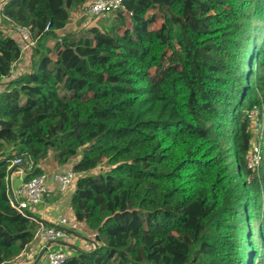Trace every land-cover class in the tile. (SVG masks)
<instances>
[{
	"label": "trees",
	"instance_id": "1",
	"mask_svg": "<svg viewBox=\"0 0 264 264\" xmlns=\"http://www.w3.org/2000/svg\"><path fill=\"white\" fill-rule=\"evenodd\" d=\"M87 1L1 11L36 48L0 92V264L34 234L9 203L12 150L33 166L23 182L80 155L69 206L100 242L63 264H264V0H124L109 24L66 30ZM20 54L0 31V76Z\"/></svg>",
	"mask_w": 264,
	"mask_h": 264
},
{
	"label": "built area",
	"instance_id": "2",
	"mask_svg": "<svg viewBox=\"0 0 264 264\" xmlns=\"http://www.w3.org/2000/svg\"><path fill=\"white\" fill-rule=\"evenodd\" d=\"M8 1L9 0H0V31L13 38L18 44L21 53L19 61L31 65V59L36 48V39L33 38L30 28L10 23L4 15H2L1 11ZM123 1L124 0L87 1L86 4L78 10L76 15L70 16L65 28L66 30L73 31L91 27L100 28L101 23L108 19L111 14L123 9ZM131 15V13L127 15V26L130 23ZM4 21H6V23H4ZM79 23L81 24L77 28ZM14 66L11 68L9 77L0 76L1 85H5V83L14 79L17 75H21V71L19 74L14 75ZM27 69L28 68H26L25 71ZM253 114L256 116L255 110L251 113V118H253ZM22 158L23 155L15 156V154H13L9 157L10 160H8L9 164L6 170L5 181L9 203L21 216L27 218L34 224L32 242L40 244L46 264H63L72 255L66 248L62 247V242L69 238L67 232L64 230L67 221L64 218H59L55 223L48 224L34 215L35 208L44 202L45 195L50 192L49 187L51 183L49 182L48 174L43 173L39 177L28 182H22V185L16 190L12 187V176L15 171L19 170L23 161ZM257 159L258 158H255L256 162ZM28 165L30 171L33 166L30 162H28ZM19 171H21V169ZM80 176L81 175L75 173L73 169L70 168L64 171L53 172L51 181L56 185V190L60 194H65L76 185ZM22 258L25 260L29 259V254H26L24 250L14 259L17 260ZM11 262L12 260L3 264H9Z\"/></svg>",
	"mask_w": 264,
	"mask_h": 264
},
{
	"label": "crops",
	"instance_id": "3",
	"mask_svg": "<svg viewBox=\"0 0 264 264\" xmlns=\"http://www.w3.org/2000/svg\"><path fill=\"white\" fill-rule=\"evenodd\" d=\"M76 13H78V10L72 12L70 16L76 15ZM81 23L78 24L77 28L80 26ZM28 65L20 61L17 62L14 66V75L19 74L20 71L21 72L25 71L26 68L29 69L30 65L29 66ZM4 87L5 86L3 84L0 86V92L4 90ZM13 154H14V150L10 152L7 158L11 157ZM79 160H80V155L71 159L65 165H58L57 162L54 160L53 155L50 154L44 161H42L40 164L37 165V167L42 170V173L48 174L49 182L51 183L50 184L51 186L49 187L50 192L47 193L44 197V202L35 208L34 215L48 224L55 223V221L59 218H64L67 221L64 230L67 232L69 238L64 242H62V247L66 248L69 251V253L72 255L78 251L90 252L93 249H95L96 233L87 229L85 223L78 222L75 219L70 209L69 203L71 196L74 193L75 186L68 192V194L66 193L60 194L56 190V185L52 183L51 176L53 172L64 171L72 168L74 164H76ZM20 169L21 171H19ZM29 169L30 168L27 160H23L21 166L19 167V170L15 171L14 175L12 176V183L14 180L16 181V179H18V184L22 183L25 174L27 173V171L29 172ZM12 185L14 188V184ZM24 251L26 254H29V259L27 260H25L24 258L17 260L14 259L9 264H34L36 259L40 255H42V257L39 260L38 264H42L45 261L42 254L43 250L41 249L40 244H38L37 242H32L29 245H27Z\"/></svg>",
	"mask_w": 264,
	"mask_h": 264
},
{
	"label": "rangeland",
	"instance_id": "4",
	"mask_svg": "<svg viewBox=\"0 0 264 264\" xmlns=\"http://www.w3.org/2000/svg\"><path fill=\"white\" fill-rule=\"evenodd\" d=\"M114 17L115 16H112V14L110 15V17L108 18V19H106V20H104L102 23H101V27H102V25L104 24V23H106V24H109L113 19H114ZM105 24V25H106ZM161 24V20H158L157 21V23H156V25H153V29H157L158 27H159V25ZM131 25H130V23L128 24V26L127 27H130ZM122 32H123V28H121L119 31H118V33L119 34H122ZM48 46H50V47H52L53 46V43H52V41H49L48 42ZM24 70V69H23ZM22 70V71H23ZM26 73V71H23L21 74H25ZM18 76V75H17ZM16 76V77H17ZM257 114V113H256ZM252 123H251V125H250V130H251V132L255 135V138H253L252 139V142H251V149H250V152H251V150H252V154L250 155V157H249V160H248V164H249V166L251 167V166H254L255 165V163H256V160H255V158L256 157H254V149L256 148V141H257V136H258V134H259V131H260V125H259V123H257V116H255L254 114H253V118H252ZM98 173V169L97 170H95L92 174H97ZM12 184H14V190H16V189H18L21 185H22V183H19L18 184V179H16V181L14 180L13 181V183ZM18 184V185H17ZM12 187H13V185H12ZM66 194H68V192L66 193ZM43 258L45 259V257L43 256Z\"/></svg>",
	"mask_w": 264,
	"mask_h": 264
},
{
	"label": "water",
	"instance_id": "5",
	"mask_svg": "<svg viewBox=\"0 0 264 264\" xmlns=\"http://www.w3.org/2000/svg\"><path fill=\"white\" fill-rule=\"evenodd\" d=\"M2 162V160H0V163ZM100 242V238L98 237V234L96 233L95 234V245L97 246V243H99ZM43 254V253H42ZM41 257H42V255H40L37 259H36V261H35V263L34 264H38V262H39V260L41 259ZM42 264H46V261H44Z\"/></svg>",
	"mask_w": 264,
	"mask_h": 264
}]
</instances>
